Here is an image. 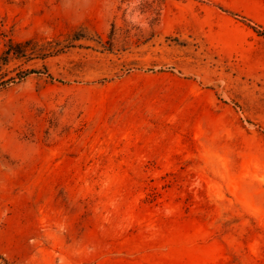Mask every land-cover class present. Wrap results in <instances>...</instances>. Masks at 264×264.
<instances>
[{"label":"rangeland","instance_id":"obj_1","mask_svg":"<svg viewBox=\"0 0 264 264\" xmlns=\"http://www.w3.org/2000/svg\"><path fill=\"white\" fill-rule=\"evenodd\" d=\"M264 0H0V264H264Z\"/></svg>","mask_w":264,"mask_h":264},{"label":"trees","instance_id":"obj_2","mask_svg":"<svg viewBox=\"0 0 264 264\" xmlns=\"http://www.w3.org/2000/svg\"><path fill=\"white\" fill-rule=\"evenodd\" d=\"M248 26L251 27L253 30L257 31L258 33H260V34H262V35L264 36V32L258 30L256 26H254V25H250L249 23H248ZM6 82H7V81H0V87H1V85L5 84Z\"/></svg>","mask_w":264,"mask_h":264}]
</instances>
